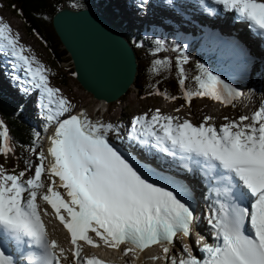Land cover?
I'll return each instance as SVG.
<instances>
[{"label": "rangeland", "instance_id": "1", "mask_svg": "<svg viewBox=\"0 0 264 264\" xmlns=\"http://www.w3.org/2000/svg\"><path fill=\"white\" fill-rule=\"evenodd\" d=\"M9 1L10 0H5L4 2V0H0L1 25L5 26L6 22H8L6 32H13L14 36L17 39V45L33 61V64L36 66V68L42 72L41 80L43 82H45L46 80L49 83L50 87L54 90V92L58 94L57 96L60 97V101L66 107V112L68 111V114L70 113V115H72L78 110L84 112L87 116H89V121H91L92 124L94 123L98 129H101L102 133L104 132L111 137H114V133L119 130V126L124 121H131L136 117L139 118L149 115L155 116L160 114L163 110H168L171 112L177 111V113L179 112L178 116L186 120L197 119L198 121H207L210 119V117L214 116V109L211 110V108L209 107L211 100L208 98V96L205 95L196 97L190 95L198 94L199 92H190L189 95L191 96L192 100L190 105H188L186 101L179 99L174 102V106H170L169 108L166 107L163 103V101H166V99L162 98V96L166 92H160L156 90L154 92H151V95L147 94L148 96L146 98L142 97L143 95L140 94V88H138V85H140L141 87L146 86L148 79H143V81L138 84L135 82L133 88L130 89L129 92L116 103L108 104L95 102V98L93 97V95L84 90L76 80L72 60L69 55H63V57L59 59V62H56L55 52L61 53L63 50V46L61 44L56 45L57 40L53 37L52 41H54V43L52 42L51 45L49 41L45 42L36 34L28 32L27 27L24 25V23H22L23 21L14 16L12 11L9 9L10 7L8 8L6 6L7 3L9 5ZM81 2L84 3V6L80 7L81 9H92L91 6L86 4L88 2L87 0L86 3L85 0H82ZM64 5L66 4L64 3L61 9L64 8ZM69 7L74 10L80 9L73 6ZM134 9L135 8L133 7V10ZM114 20L118 23L125 22V25L131 24V21L128 18ZM142 23L143 24L137 21V23L131 25V27L138 32L137 34L133 35L134 39L139 43L135 44L136 51L137 54L141 57H143L142 55L152 56L153 52L160 51V46L156 42L169 43V37L167 39L166 34H164L168 33L166 32L167 25L162 23L161 26H159L162 32L160 34H156L151 28L154 26V24L149 23V27L147 26L148 31H146L144 26L145 20H143ZM170 33H175V31H171ZM44 37L47 39L48 36L46 37L45 35ZM198 47L200 46L198 45ZM198 47H193L192 50L194 48L198 49ZM177 48L179 49L180 47ZM181 51L187 52L183 48H181ZM212 53V48L210 46H204L200 48L198 57L195 60L191 61L189 64L190 68L192 69L191 77L197 81L203 82V84L206 83L205 77L211 76L210 73H213L214 71H216L214 73H218L223 68H227L225 62L218 56H213ZM143 62L144 60L140 61L141 68H138V74L139 72L144 73V68L146 69V66L153 73L156 72L157 62L155 60L151 62ZM150 64H152V66H150ZM221 85L226 87L224 82H221ZM184 88L188 89L187 87ZM208 89L209 88L207 87V90ZM138 95H141V97H139ZM165 95L172 96L170 93H166ZM246 99L245 102L239 103L240 105L238 104L239 106L236 107V112H233L234 108L231 106L232 104L227 106L224 110L221 111V116L217 117L216 120L224 124H227L229 122L233 127H236L240 123V121H245L246 119H248V115L250 114V112V117L256 116V109L257 116L260 120V115L262 113L258 109L264 110V96H261V94L257 92H249V98ZM179 102H181V104L179 105V110H176ZM100 104L108 107L107 118H104L105 123L103 122V126H100L98 124L101 120H93L94 114ZM31 124L33 125V127L39 126V123L37 124L36 122H31ZM40 140L41 136H39L37 139L38 143ZM47 145L48 142L45 136L43 142V156L41 153L42 147L29 148L28 150H24L18 148L14 143L6 144L5 154L3 157H0V180L4 182H11L14 179H18L21 181H26L28 179L33 180V176H35L38 172L43 184H50L52 182V179L47 170L49 160ZM53 181L56 183L54 188H57L59 186L57 180L55 179ZM31 195L32 196H29L28 198L29 202H36V198L34 197V195Z\"/></svg>", "mask_w": 264, "mask_h": 264}, {"label": "trees", "instance_id": "2", "mask_svg": "<svg viewBox=\"0 0 264 264\" xmlns=\"http://www.w3.org/2000/svg\"><path fill=\"white\" fill-rule=\"evenodd\" d=\"M10 1L9 5L7 3L8 7H10V10L12 11L14 16L23 21L22 23H24V25L27 27L28 32L36 34L45 42L49 41L51 45L52 42L54 43V41H52L53 38L57 40L56 45L61 44L54 31L52 23L54 15L58 11H60L62 5L66 3L68 6H73L75 8L84 6V3L81 2L82 0ZM87 1L88 2L86 3L85 0V3L91 6L94 11L100 13L101 8L103 15L111 19L110 13L112 11H107V4H99V8L94 3H99L101 2V0ZM124 29L127 30L124 31L126 38L134 45V41L136 40L134 39L133 35L137 34L138 32L132 27H129L128 29L124 27ZM45 35L46 37L48 36L47 39L44 37ZM165 44L167 45H165V47H161V51L155 56L142 55L143 57H141L137 54L139 61L144 60V62H151L155 60L157 62V69L155 73L147 68V66L146 69L144 68V73L139 72L136 80L137 84L143 81V79H148L146 86L141 87L140 85H138V88H140V94L147 95L158 90L160 92L170 93L173 98H177L181 97L182 92L185 89L184 87H187V90L193 93L207 92V87L205 86V84H203V82L194 80L191 77L192 70L189 64L190 60L194 56H197L198 49L194 48L192 50L191 48L189 52H184L181 51V47L175 50L176 48L172 47V40H169V43L166 42ZM165 48L168 50H166ZM66 54L67 52L64 49L61 53L55 52L56 62H59V59H61L63 55ZM140 66L141 65H139V67ZM150 66H152V64H150ZM20 116L23 117V113H19V108L16 107L10 100L8 101V98L4 95L2 96L0 93V157H3L2 152L4 139L6 141L13 142L17 147L24 150H28L29 148L42 147L43 153L44 135L41 136V140L38 143V131H36L34 127L27 122V119H22L20 118Z\"/></svg>", "mask_w": 264, "mask_h": 264}, {"label": "water", "instance_id": "3", "mask_svg": "<svg viewBox=\"0 0 264 264\" xmlns=\"http://www.w3.org/2000/svg\"><path fill=\"white\" fill-rule=\"evenodd\" d=\"M90 12L65 7L56 13L52 26L83 89L97 100L115 102L135 83L138 59L131 44L113 26Z\"/></svg>", "mask_w": 264, "mask_h": 264}, {"label": "bare ground", "instance_id": "4", "mask_svg": "<svg viewBox=\"0 0 264 264\" xmlns=\"http://www.w3.org/2000/svg\"><path fill=\"white\" fill-rule=\"evenodd\" d=\"M111 1L113 2V3H111V5L113 6V4H115L116 8L118 9L119 14H120L121 6L118 4V2L116 0H111ZM156 3L158 4L159 0H157ZM127 5L128 4H125L126 7H127ZM160 6L161 7H165L162 2H160ZM65 7L69 8L72 11L88 10V11H92V12H90V14H95V12H93L92 9L74 10V9H71L67 4L64 5V8ZM130 8L133 9V7H130ZM93 19H95L94 16H93ZM157 21L161 22V24L163 23V24L167 25L166 32H168V33H170L171 31H175V33H176L179 30V23L177 22L176 19H175L176 23H173V22H168L166 20L163 21L161 16H157ZM87 22L90 23V20H88ZM214 50L215 51L212 53V55L215 56V57L223 56V57H221L222 60H228L232 56V54H230V48L229 47L228 48H222V46H219V47H215ZM250 56L253 57V61H252V65L250 67V70H253L254 68L261 70V72L254 70V73L256 74L255 76H256V78L258 80V83H257V85L252 83V86L258 88L257 89V93H260L261 96H264V69H262V65L260 63V58L257 59V57L254 54H251ZM247 63H248V61H247ZM19 64L21 66V73L23 75H26L27 74L26 65L25 64L23 65L22 63H19ZM23 67H24V69H23ZM35 74L36 73H34V75ZM38 82H41V81L38 80ZM244 84H246V82H241L237 86L229 85V91L231 92V94L233 96H236L237 92H239L241 95H243L242 88L245 89V85ZM132 88H133V86H131L130 88H127L126 90H130ZM52 93L55 95V97L57 98V101H58V96H57L58 94L56 92H52ZM125 95L121 96L118 100H116L115 102H111V103H116V102L120 101ZM139 97H141V95ZM246 100H242L240 103H243ZM236 101L239 102L240 99L236 98ZM95 102H97V103H106L104 101H100V100H97V99H95ZM65 111H66V108H65ZM77 114L80 115V116H76ZM77 114L76 115H70V114L66 115V117H69V118L62 125H60V127H58V128L55 127V129L51 133V136L49 137V143L47 145L50 148V152H51L52 156L54 157V161L50 165L51 166V170L53 172H58V174H60L62 176V181L65 184H67L72 189L70 191V193H69V196H70L71 201H72L73 204H76L77 200L85 201V199H84L83 193L78 188L76 183L72 180V178L69 177V176H66L64 174V172H63V169H62L63 166L59 162V158H60V156L62 155V152H63V147L67 145V142H71L72 146L75 148L76 152L79 154V157L76 158V169H75L76 173L80 169H82L83 164L90 165L91 167L98 169V168H101L100 165H101V163L103 161V158L102 157H98L96 155H92L91 153H89V149L85 145L86 143L82 140V138L80 137V135H79V133L77 131V128H78V125H79L77 122L78 121L80 122V120H81V121H83L82 127L85 130H87V129H89V130L96 129L97 132H99L101 134L100 135L101 137L105 136L104 133H102L101 129H98L94 123L92 124V122L89 121V116H87L84 112L78 111ZM242 122L243 121H240V123L236 127L242 125ZM252 122L253 123L249 125V127L251 129V132L249 134L250 135H256V133H254V132L257 129V123L254 122V121H252ZM263 122H264V120H263ZM105 155H107V153H105ZM114 178H116L117 181L120 182L119 178H117V177H114ZM138 194L139 193L130 194L129 195L130 196V202H128L125 198H122V199L117 200V202L115 204H112V205L109 204V206L107 207V210L105 212L108 221L110 223H112L114 221L116 223L120 222V221H126V218H125L123 213L127 212L126 209L129 207L130 204H132L133 202H137L138 201V199H137V195ZM103 202L105 204L106 203V199L103 200ZM120 223H122V222H120Z\"/></svg>", "mask_w": 264, "mask_h": 264}]
</instances>
